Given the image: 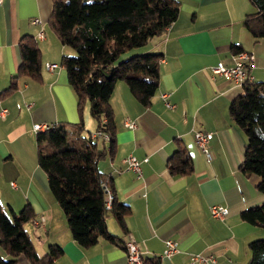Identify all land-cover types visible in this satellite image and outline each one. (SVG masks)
I'll use <instances>...</instances> for the list:
<instances>
[{
    "label": "crops",
    "instance_id": "crops-1",
    "mask_svg": "<svg viewBox=\"0 0 264 264\" xmlns=\"http://www.w3.org/2000/svg\"><path fill=\"white\" fill-rule=\"evenodd\" d=\"M175 1L179 6L175 22L135 52L162 57L150 105L143 108L126 84L117 82L109 100L114 142L91 140L105 152L98 171L111 181L116 203L129 209L124 227L108 215L105 227L114 242L101 240L82 248L73 241L47 176L38 167L37 134L32 128L82 123V134L89 138L98 131V123L87 100L79 112L68 84L61 61L75 53L63 47L48 27L52 1L2 0L0 94L16 75L22 38L35 43L41 72L39 82L19 79L13 93L0 97V206L14 214L26 205L32 209L34 219L23 229L38 258L57 247L62 253L51 264H126L124 242L132 237L144 261L157 258L159 264H188L192 255H201L213 256L214 264H247L249 244L264 239V229L240 218L243 211L264 205L258 179L239 170L246 138L231 120L229 106L242 89L211 73L218 64L232 66V48H240L253 57L251 82H264V40L256 43L243 26L256 9L250 0ZM47 64L58 68L47 71ZM127 120L135 124L134 129L127 128ZM196 132L212 135L209 157L197 147ZM179 150L187 153L192 164V172L185 176H173L167 166ZM128 156L147 160L141 164L140 176L126 170L123 160ZM210 206L225 207L228 214L223 220L214 219ZM36 220L39 226L34 225ZM166 240L176 241L179 248L169 259L161 258ZM0 257L8 259L1 247ZM16 264L30 263L21 255Z\"/></svg>",
    "mask_w": 264,
    "mask_h": 264
},
{
    "label": "trees",
    "instance_id": "trees-1",
    "mask_svg": "<svg viewBox=\"0 0 264 264\" xmlns=\"http://www.w3.org/2000/svg\"><path fill=\"white\" fill-rule=\"evenodd\" d=\"M52 12L48 27L63 47L72 49L74 57H63L69 86L77 97L81 112L83 101L89 103L91 116L98 130L114 142L115 123L109 104L117 82H123L133 99L143 108L150 105L159 84L161 55L135 53L154 38L161 37L179 12L175 0H51ZM256 12L246 16L244 28L257 43L264 40V0H250ZM20 63L16 75L0 97L13 93L22 78L40 81L41 62L31 38L18 44ZM233 54L242 51L232 48ZM132 52H134L132 54ZM128 56V57H127ZM109 75V78L107 77ZM240 95L229 106L231 120L246 138L239 170L258 179L257 190L264 195V82H246ZM83 125H53V129L38 133L35 138L37 164L47 176L48 187L62 209L73 241L82 248L104 240L114 242L107 232L105 219L112 215L124 227L127 206L116 203L111 181L97 169L104 155L95 142L82 134ZM173 176L192 172L190 157L177 151L167 162ZM113 197L112 207H105V192ZM241 220L264 229V205L243 211ZM34 219L26 205L19 213H8L0 206V247L8 259L0 257V264H16L23 255L30 264H51L61 255L52 247L47 255L38 258L23 226ZM247 264H264V239L248 246ZM144 264H159V259Z\"/></svg>",
    "mask_w": 264,
    "mask_h": 264
},
{
    "label": "built area",
    "instance_id": "built-area-1",
    "mask_svg": "<svg viewBox=\"0 0 264 264\" xmlns=\"http://www.w3.org/2000/svg\"><path fill=\"white\" fill-rule=\"evenodd\" d=\"M2 3V0H0V5ZM35 23H38L35 21ZM37 39L41 40L43 39L42 33H39L37 35ZM253 65V57L250 54L247 53H239L234 56V64L230 67L224 66L222 64H218L211 68V73L214 76H220L226 81H232L238 86H241L246 82H251L250 78V70L252 69ZM58 66L55 64H47L45 66V69L47 71H53L57 69ZM166 107L170 108V105L166 103ZM4 111L2 112V114ZM125 125L129 129H134L135 124L132 122H129L128 120L125 122ZM53 129L52 124H37L34 125L32 128V131L36 134L38 133H44L47 131H50ZM90 140H103L105 142H109L110 137L108 134L102 132L101 130H98L94 134L89 136ZM212 135L208 133L203 132H196L194 134V140L197 145V147L203 152L206 156L209 157V148L208 143L211 140ZM139 162L136 158L133 156H128L123 160V163L125 164L126 170L131 171L135 173L137 176H140L141 174V164L142 162ZM113 197L109 190L106 189L105 192V207L107 210H110L112 207ZM209 213L212 218L223 220L226 215L228 214V211L225 207L221 206H210L209 207ZM40 221H34L35 226H39ZM124 250L126 252V264H144V260L141 256V252L139 250L138 245L136 244L135 240L132 237H129L124 242ZM178 243L173 240H166L164 242V250L162 252L161 258L169 259L176 253H178ZM215 258L213 256L204 257L201 255H192L189 259L188 264H214Z\"/></svg>",
    "mask_w": 264,
    "mask_h": 264
},
{
    "label": "water",
    "instance_id": "water-1",
    "mask_svg": "<svg viewBox=\"0 0 264 264\" xmlns=\"http://www.w3.org/2000/svg\"><path fill=\"white\" fill-rule=\"evenodd\" d=\"M107 77L109 78V75H107Z\"/></svg>",
    "mask_w": 264,
    "mask_h": 264
}]
</instances>
